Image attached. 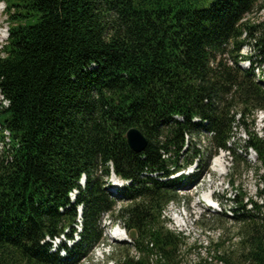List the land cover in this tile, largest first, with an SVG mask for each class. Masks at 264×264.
I'll use <instances>...</instances> for the list:
<instances>
[{
    "label": "trees",
    "instance_id": "1",
    "mask_svg": "<svg viewBox=\"0 0 264 264\" xmlns=\"http://www.w3.org/2000/svg\"><path fill=\"white\" fill-rule=\"evenodd\" d=\"M3 3L11 26L0 49V97L9 102L0 103V264H80L115 211L138 234L116 264H204L185 263L192 247L164 215L182 187L199 182L203 142L210 158L232 159L233 215L214 222L237 225L238 255L218 253L221 239L215 259L264 264V139L251 128L264 113V0ZM257 9L263 17L252 23ZM131 128L147 139L142 153L128 145ZM250 151L259 166L243 156ZM243 169L255 175L259 201L240 186ZM113 175L131 181L116 196ZM62 236L73 242L63 256L47 241Z\"/></svg>",
    "mask_w": 264,
    "mask_h": 264
},
{
    "label": "rangeland",
    "instance_id": "2",
    "mask_svg": "<svg viewBox=\"0 0 264 264\" xmlns=\"http://www.w3.org/2000/svg\"><path fill=\"white\" fill-rule=\"evenodd\" d=\"M6 4L3 0H0V49L4 46L9 38L10 23L7 16L5 15ZM258 9L255 13L249 15L247 20L252 23L261 21L263 13H259ZM243 56H251L250 47L246 46L242 51ZM255 58V57H254ZM256 61V59H254ZM260 60V59H259ZM257 61V63L259 62ZM262 70L264 71V64L262 65ZM241 67L248 69L249 65L247 62L241 64ZM1 101V97H0ZM254 120V126H252V131H254L258 137L264 139V113L258 112ZM248 120L247 123H250ZM246 128H241L239 130L238 139L240 140V147L245 146V141L248 140V135H245ZM7 143V140H4ZM4 142L0 139V151L3 149ZM198 147H202L205 153V159L203 161V168L200 170L202 173L199 182L195 184H188L179 190V195L181 197L180 203H171L165 212V217L168 221V227L172 231L183 233L186 237L187 247L191 248L190 251L184 250V261L185 263L196 262L199 259L203 260L204 264L207 261L209 264H219L220 262L215 259L217 255V250L215 249V243L221 239L224 241L225 245L218 251L220 254H226L230 256L238 255V239H237V225L231 220H224L220 224L214 222V215L217 213H227L229 216L233 215L232 204L229 202L230 198H233L234 191L232 187L228 184L229 170L232 167V159L229 153L220 152L219 155L210 158L211 147L203 142L198 143ZM244 157L247 156L248 162L253 166H259L258 156L254 151H250L248 155L243 154ZM218 158H222L223 168L221 172L214 171L215 161ZM208 164V169L204 171L203 169ZM197 172V166L193 165L184 171L185 176L192 175ZM206 172V173H205ZM238 182L242 187L243 191L247 194L249 199L254 201H259L257 197V179L254 174L245 172L241 170L239 172ZM84 182L81 180L80 184ZM115 183L113 178L109 181V187L112 191L115 188ZM113 192V191H112ZM212 197L214 207L209 206V201L206 196ZM120 207L117 208V210ZM184 222H179L181 219ZM117 211L113 214H106L103 219V225L106 226V230L111 229V227L122 226L121 222L117 220ZM220 226L223 227L221 231L217 230ZM63 241V240H61ZM58 243V242H55ZM125 246L117 247V258L120 256V249ZM219 255V254H218Z\"/></svg>",
    "mask_w": 264,
    "mask_h": 264
},
{
    "label": "built area",
    "instance_id": "3",
    "mask_svg": "<svg viewBox=\"0 0 264 264\" xmlns=\"http://www.w3.org/2000/svg\"><path fill=\"white\" fill-rule=\"evenodd\" d=\"M3 105L6 107L9 105V102L1 97ZM0 101V103H1ZM131 181H122L120 187L130 186ZM113 193L117 194V189L112 190ZM76 193V191L74 192ZM73 193V195H74ZM74 197V196H73ZM119 227H111V229H105V239L100 242L90 253V255L83 260L80 264H116L114 259V254L116 252V247L118 245H134V242L129 238L128 232L124 228V225ZM82 222L79 220V225L76 226L77 233H80L82 230ZM175 231V230H174ZM133 255L137 258L140 257L139 253L134 250Z\"/></svg>",
    "mask_w": 264,
    "mask_h": 264
},
{
    "label": "water",
    "instance_id": "4",
    "mask_svg": "<svg viewBox=\"0 0 264 264\" xmlns=\"http://www.w3.org/2000/svg\"><path fill=\"white\" fill-rule=\"evenodd\" d=\"M126 138L128 145L135 153H142L147 147V139L138 128H131L127 132ZM129 236L133 241L138 239V234L136 231H131Z\"/></svg>",
    "mask_w": 264,
    "mask_h": 264
},
{
    "label": "bare ground",
    "instance_id": "5",
    "mask_svg": "<svg viewBox=\"0 0 264 264\" xmlns=\"http://www.w3.org/2000/svg\"><path fill=\"white\" fill-rule=\"evenodd\" d=\"M222 168H223V161H222V158H218V159L215 161L214 171H216V172H221ZM206 199H207L208 201H210V200L212 199V197H210V196L207 195V196H206ZM179 222H184V219L182 218L181 221H179Z\"/></svg>",
    "mask_w": 264,
    "mask_h": 264
}]
</instances>
